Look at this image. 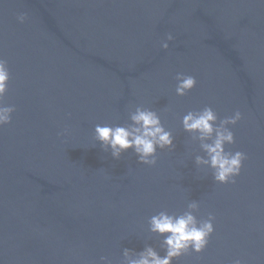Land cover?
I'll return each mask as SVG.
<instances>
[{"label":"water","instance_id":"obj_1","mask_svg":"<svg viewBox=\"0 0 264 264\" xmlns=\"http://www.w3.org/2000/svg\"><path fill=\"white\" fill-rule=\"evenodd\" d=\"M0 58L15 108L0 127V264H125L146 246L163 257L150 217L193 202L214 231L172 264H264V0H0ZM178 73L196 79L184 96ZM206 106L242 115L225 145L247 157L234 183L197 165L206 154L183 129ZM137 107L174 138L153 166L95 138Z\"/></svg>","mask_w":264,"mask_h":264},{"label":"clouds","instance_id":"obj_2","mask_svg":"<svg viewBox=\"0 0 264 264\" xmlns=\"http://www.w3.org/2000/svg\"><path fill=\"white\" fill-rule=\"evenodd\" d=\"M27 18L26 13L17 16V20L23 23ZM168 39H172L169 34ZM167 49V43L162 45ZM10 72L7 62L0 58V127L11 122V114L15 111L12 106H4L3 98L8 91ZM176 94L184 96L196 84L195 77L178 73L176 75ZM242 115L236 111L234 115L219 120L211 107H204L200 111H189L182 118L184 131L194 134L193 139L200 141V147L206 154L196 157L197 165H207L213 169L215 181L219 183L235 182L234 177L240 174L243 161L247 158L242 151L230 152L225 150L226 144L235 142L234 134L228 127L240 121ZM132 123L128 126H95V138L101 142L105 150L109 147L112 156L119 158L122 152L133 149L139 158V162L153 166L157 163V149H171L173 147L172 132L166 130L159 115L148 108L137 107L130 114ZM198 134V135H196ZM210 141V142H209ZM189 210L181 215H172L166 211H160L149 219V230L164 239L161 246L166 254L161 257L152 247L146 246L139 253L130 249L124 250L125 264H172V261L189 249L194 252H202L209 242V237L214 231L213 219L198 221L193 211L198 205L193 202L188 205ZM105 264H110L106 257H101ZM234 264H241L239 259Z\"/></svg>","mask_w":264,"mask_h":264}]
</instances>
